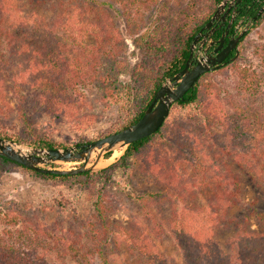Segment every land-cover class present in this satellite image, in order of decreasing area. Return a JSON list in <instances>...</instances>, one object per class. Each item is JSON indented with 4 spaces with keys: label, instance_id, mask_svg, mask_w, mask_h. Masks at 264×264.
Here are the masks:
<instances>
[{
    "label": "trees",
    "instance_id": "trees-1",
    "mask_svg": "<svg viewBox=\"0 0 264 264\" xmlns=\"http://www.w3.org/2000/svg\"><path fill=\"white\" fill-rule=\"evenodd\" d=\"M69 1L0 0L1 122H6L14 110L7 99L9 90L20 99L24 90H33L47 113L59 118L76 117L78 98L68 90L90 76L100 83L102 101L116 104L120 113L121 121L104 135L135 123L163 80L184 67L193 37L208 22L221 0H205L204 6H200L202 0L175 4L172 0H143L144 9L156 5V10L147 26L139 28L136 23L133 43L141 59L130 68L120 60L108 68L104 61L112 50L109 47L102 51L104 44L122 39L111 26L110 18L100 23L102 15L107 17L101 7L89 6L91 20L90 11L84 10L89 0H77L79 6L72 9ZM41 3L52 7L57 15L50 16L45 9L40 11ZM258 9L259 6L251 7L249 15L255 16ZM263 19L264 12L253 26ZM55 25L62 27L63 32L56 33ZM86 34L94 35L93 44L86 42ZM231 64L236 66L235 60L224 67ZM236 67L239 75L236 88L243 102L234 103L223 115L216 112L211 101L205 100L210 95L204 81L209 73L206 72L170 107L172 110L194 105L201 122L193 127L168 135L163 131L165 119L155 133L132 142L115 162L98 171L43 173L0 155V175L11 168H21L43 181L98 184L93 206L100 235L104 237L108 232L105 219L110 209L106 200L112 175L116 170L128 169L132 160L140 156L141 173L151 175L157 189L127 194L143 208L147 224L119 226V233L132 252L141 255L146 264H171V257L160 251L157 244L169 237L186 264H264V232L251 228L247 214L241 217L233 214L241 203V174L253 176L256 163L264 153L260 150L264 145V97L253 86H258L253 74ZM120 72L129 73L131 80L120 81ZM24 109L22 104L17 109L25 125L22 132H14L2 124L0 137L42 148L69 146L33 133ZM82 121L89 125L94 119L89 116ZM94 140L80 139L75 145ZM110 154L106 152L104 156ZM155 206L158 213L153 210ZM10 212L2 213L0 209V221L16 225L23 213L18 209L14 214ZM223 234H230L227 250L219 243ZM103 241L98 242L97 253L102 258L98 264H110L102 252ZM0 264L51 263L42 256L17 251L0 240Z\"/></svg>",
    "mask_w": 264,
    "mask_h": 264
},
{
    "label": "rangeland",
    "instance_id": "rangeland-1",
    "mask_svg": "<svg viewBox=\"0 0 264 264\" xmlns=\"http://www.w3.org/2000/svg\"><path fill=\"white\" fill-rule=\"evenodd\" d=\"M142 1L89 0L88 5L83 6L85 11H90L91 20L93 15L89 6L91 4L100 6L102 13L107 14V17L102 15L100 23L104 18H110L111 26L121 36L122 42L111 41L104 44L102 51L112 48L110 55H106L104 60L109 64L108 68L119 60L124 61L130 68L141 59L139 50L133 43L132 33L137 30L136 23L140 25L139 28L147 26L156 10V5H151L148 10L144 9ZM98 2L101 3L97 4ZM172 2L175 4L184 0H172ZM41 4L40 11L45 9L50 16L57 15L52 7ZM68 5L70 9L79 6L77 0L69 1ZM204 5L205 0H202L200 6ZM55 32L62 33V27L55 25ZM246 32L248 33L239 42L235 65L253 74L258 82V86L255 84L253 86L258 89V94L264 97V19L255 27L251 23ZM85 38L87 43L95 42L94 35L86 34ZM236 66L232 64L222 66L224 68L209 71L204 78L210 91L209 97L205 100L211 101L216 112L221 115L227 109H231L234 103L243 102L236 88L239 77ZM118 78L122 82L131 80L127 72H120ZM68 91L78 98L74 118H59L47 113L40 96L33 90H24L22 99L13 96L9 90L7 99L14 110L6 122L0 121V125L3 124L14 132H22V127L25 125L19 119L17 110L22 104L33 133L47 135L58 142L73 146L80 139H98L106 136L104 134L110 131L115 123L121 121L118 106L102 101L100 83L95 77L81 79ZM198 112L194 105L170 110L163 131L173 135L179 130L193 127L195 123L201 122ZM89 116L94 121L88 125L82 121V118L89 119ZM14 142L25 147L32 146L21 141ZM124 150L125 148L115 149L107 158L103 155L97 168L90 171H98L109 166L123 154ZM260 150H264V145ZM262 154L256 163L253 176L241 174V203L233 210V214L238 217L247 214L251 228L257 232H264V153ZM93 160H89V163ZM79 164L81 163L56 162L52 163L51 167L71 169ZM96 187H98L96 183L68 185L43 181L21 168H11L3 172L0 175L1 212L6 213L11 210L10 213L14 214L15 209H18L22 211L23 216L16 225H8L5 221H0V240L13 246L17 251H27L34 256H42L51 264L85 262L98 264L102 261L97 253L100 244L98 242L104 240L102 252L110 264H146L141 255L128 248L119 233V226L131 228L134 224L140 227L147 225L143 208L128 197V192L144 193L157 189L154 178L141 173L140 156L132 160L128 169L116 170L112 175L108 187L109 196L106 200L110 209L105 219L108 232L104 237L100 235V225L93 206L97 194ZM153 210L159 212L156 206ZM229 238L230 234H223L219 238L224 250H227ZM157 244L160 251L171 257V264H186L171 238L159 240Z\"/></svg>",
    "mask_w": 264,
    "mask_h": 264
},
{
    "label": "water",
    "instance_id": "water-1",
    "mask_svg": "<svg viewBox=\"0 0 264 264\" xmlns=\"http://www.w3.org/2000/svg\"><path fill=\"white\" fill-rule=\"evenodd\" d=\"M239 1L240 0H236V4ZM225 3L226 0H222L217 5L208 22L193 37L190 44L189 55L184 67L171 77H168L161 84L155 92L152 101L135 123L120 131L103 136L94 141L63 148L25 147L8 138L0 137V155L38 172L61 175L76 174L83 171L95 170L100 159L106 152L126 148L132 142L155 133L167 118L171 105L174 102L181 100L184 94L192 88L199 77L206 72L214 71L236 59L238 55L237 51L228 62H223L229 52L236 47L237 40L246 32L248 26H246L236 39H231L224 47V35H222L217 40L218 46L214 49V52H217L215 56H208L206 58L201 57L193 66L191 62L194 45L200 35L203 36L202 42L205 41L206 34L201 33L202 29L204 27H209L214 19L219 18V14ZM227 11L221 17L222 19H224ZM263 12L264 6H261L252 21H256L257 17ZM213 31L214 29L211 30V32ZM212 43H214V41L211 40L209 45ZM91 159L94 160L89 163V160ZM56 162H80L81 164L71 169L52 168L51 164Z\"/></svg>",
    "mask_w": 264,
    "mask_h": 264
},
{
    "label": "flooded vegetation",
    "instance_id": "flooded-vegetation-1",
    "mask_svg": "<svg viewBox=\"0 0 264 264\" xmlns=\"http://www.w3.org/2000/svg\"><path fill=\"white\" fill-rule=\"evenodd\" d=\"M256 6H259L260 9L261 6H264V0H251L249 4L246 0H240L237 4L236 0H226L224 7L219 14V18L214 19L209 27H204L202 29L201 33L206 34V38L205 41L202 42L203 36L200 35L196 41L191 58L192 66L196 64V62L201 57L206 58L208 56H215L217 54V52H214V49L218 46L217 40L222 35H224V47L230 42L231 39H236L237 36L246 28V26L251 25V23L253 24L254 22L252 20L254 16L249 15V12L251 7ZM226 11L227 14L225 15L224 19H222L221 17L226 13ZM212 29H214L213 32H211ZM242 36L237 40L236 47H234L229 52V54L224 58L223 62H228V60L235 55L236 51L238 52V45ZM211 40L214 41V43L209 45Z\"/></svg>",
    "mask_w": 264,
    "mask_h": 264
}]
</instances>
